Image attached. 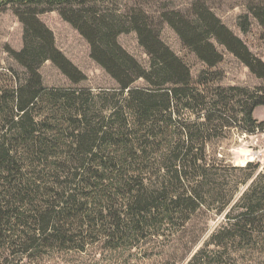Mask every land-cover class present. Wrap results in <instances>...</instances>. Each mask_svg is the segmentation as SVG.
<instances>
[{
  "label": "trees",
  "instance_id": "trees-1",
  "mask_svg": "<svg viewBox=\"0 0 264 264\" xmlns=\"http://www.w3.org/2000/svg\"><path fill=\"white\" fill-rule=\"evenodd\" d=\"M113 2L0 0V11L12 9L23 25V48L9 53L25 70L23 80L13 70L0 78V251L82 252L100 241L118 250L181 228L202 209L223 213L249 184L187 264L222 260L229 244L264 253V168L256 175L253 163L226 166L207 150L227 129L264 133V121L254 117L264 107V85H218L224 54L215 43L263 80L264 61L204 4H195L191 17L164 12L163 22L206 66L194 80L146 12ZM247 8L264 29V0ZM55 11L85 39L91 59L116 87L76 86L87 76L39 17ZM249 14L240 21L243 33L250 31ZM131 32L148 68L118 41ZM47 62L74 86L45 87L40 70ZM141 80L145 85L135 86ZM235 172L240 175L227 181Z\"/></svg>",
  "mask_w": 264,
  "mask_h": 264
},
{
  "label": "rangeland",
  "instance_id": "rangeland-1",
  "mask_svg": "<svg viewBox=\"0 0 264 264\" xmlns=\"http://www.w3.org/2000/svg\"><path fill=\"white\" fill-rule=\"evenodd\" d=\"M259 0H114L115 8L126 10L141 9L148 14L151 23L160 29L162 40L189 66L194 80L206 66L197 56L187 49L175 31L162 20L167 11H178L186 16L193 13L197 3L206 5L221 21L241 38L250 50L264 61V29L248 11V5ZM250 16V31L243 33L240 27L241 18ZM40 19L54 32L57 47L87 76V80L76 85L90 88L111 89L117 86L115 81L90 57V47L85 39L58 12L41 14ZM119 43L143 66L149 67L150 59L141 47L135 32L122 34ZM217 49L224 54V61L217 66L223 73L218 85L222 87H243L255 89L264 85V80L252 74L225 48L215 43ZM23 48V25L12 9L0 11V78L11 70L21 80L25 78V70L10 55V50L20 51ZM45 87L68 88L73 83L61 73L51 62H47L40 70ZM144 81L135 86L143 87ZM255 119L264 121V107L254 112ZM212 159L226 166L244 167L249 163L259 165L257 173L264 168V133L250 135L239 128L227 129L223 135L208 147ZM239 172L229 175L227 181L239 176ZM248 185L242 186L235 196L233 204L223 213L216 209H202L181 228H172L161 236L148 235L129 246L112 250L104 242H92L84 251L66 249H48L33 255H11L0 251V264H187L194 254L210 242L211 237L224 225L227 214L232 210ZM210 251H218L214 246ZM258 250L248 245L229 244L222 260L211 257L210 264L216 261L222 264H264L262 248ZM222 250V249H220Z\"/></svg>",
  "mask_w": 264,
  "mask_h": 264
}]
</instances>
